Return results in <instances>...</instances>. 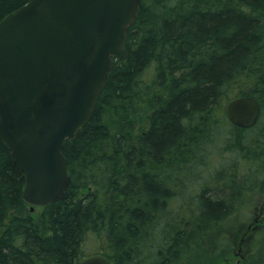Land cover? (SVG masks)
Listing matches in <instances>:
<instances>
[{
  "label": "trees",
  "instance_id": "1",
  "mask_svg": "<svg viewBox=\"0 0 264 264\" xmlns=\"http://www.w3.org/2000/svg\"><path fill=\"white\" fill-rule=\"evenodd\" d=\"M28 1L0 0V22ZM127 53L89 123L64 143L72 183L63 199L31 211L24 175L0 141V264H80L93 255L194 264L204 254L227 263L210 248L264 178L250 185L213 168L210 149L226 134L247 163L264 160V0H142ZM244 96L262 107L253 138L227 115ZM213 170L212 186L188 194V182ZM263 246L244 264H264Z\"/></svg>",
  "mask_w": 264,
  "mask_h": 264
},
{
  "label": "water",
  "instance_id": "2",
  "mask_svg": "<svg viewBox=\"0 0 264 264\" xmlns=\"http://www.w3.org/2000/svg\"><path fill=\"white\" fill-rule=\"evenodd\" d=\"M141 3L29 0L0 22V141L24 175L31 211L60 201L71 186L64 143L91 120L115 60L127 59ZM261 113L251 96L227 105L242 129ZM80 264L112 263L94 255Z\"/></svg>",
  "mask_w": 264,
  "mask_h": 264
},
{
  "label": "rangeland",
  "instance_id": "3",
  "mask_svg": "<svg viewBox=\"0 0 264 264\" xmlns=\"http://www.w3.org/2000/svg\"><path fill=\"white\" fill-rule=\"evenodd\" d=\"M229 128H231V126ZM246 134L252 135V138L256 137L259 134V128L249 129ZM243 143L246 147H249L252 152H257L259 150L250 140L244 141ZM235 144V141L228 140L226 134L221 140L213 144L212 149H210L211 155L209 157L213 168H231V170L233 169L236 171V176L243 175L244 177H248L247 181L250 185L257 183L258 180H262L264 178V171H256L263 166L264 160L263 162L257 161L253 165H251L250 162L247 163L245 161L246 159H244V155L229 148L231 145ZM213 172L214 170L208 173L199 172V175L195 176L193 180L187 183L188 194L195 195L197 187L200 186V184L204 183L212 186L213 183H211L210 174ZM184 199V201H186L188 197L185 196ZM184 201H182V204ZM178 205L180 206L181 202ZM190 208L194 209L192 206ZM36 211L40 212L41 208H36ZM176 214H178V210L175 215ZM185 214H188V212ZM229 217L232 220L221 227L222 229L218 235V239L210 250H218L221 254L225 255L224 257L227 258L226 264H244L248 258H253L262 254V249L259 252V247L261 242H264V189L242 195L239 203L235 206L234 213ZM248 228H252L250 234L243 237ZM242 240L245 241L242 242ZM241 245L243 246L242 253L238 251L237 255H235V252ZM96 247V243H88L86 245V252L93 253ZM216 263L221 264V259H216L212 254H204L202 258L195 260L194 264Z\"/></svg>",
  "mask_w": 264,
  "mask_h": 264
},
{
  "label": "flooded vegetation",
  "instance_id": "4",
  "mask_svg": "<svg viewBox=\"0 0 264 264\" xmlns=\"http://www.w3.org/2000/svg\"><path fill=\"white\" fill-rule=\"evenodd\" d=\"M251 229H252V228H248V230L244 233L243 237L248 236V235L250 234V232H251ZM244 241H245V240H242V242H244ZM238 251H241V253H242V251H243V246H242V245H241V246L239 247V249L235 252V255H237ZM225 260L227 261V258H226ZM236 263H237V262H236Z\"/></svg>",
  "mask_w": 264,
  "mask_h": 264
},
{
  "label": "bare ground",
  "instance_id": "5",
  "mask_svg": "<svg viewBox=\"0 0 264 264\" xmlns=\"http://www.w3.org/2000/svg\"><path fill=\"white\" fill-rule=\"evenodd\" d=\"M262 108V107H261Z\"/></svg>",
  "mask_w": 264,
  "mask_h": 264
}]
</instances>
